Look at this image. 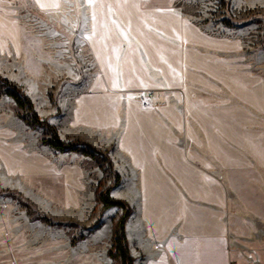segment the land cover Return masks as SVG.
Wrapping results in <instances>:
<instances>
[{"label":"crops","instance_id":"1","mask_svg":"<svg viewBox=\"0 0 264 264\" xmlns=\"http://www.w3.org/2000/svg\"><path fill=\"white\" fill-rule=\"evenodd\" d=\"M32 1L45 14L78 8ZM81 8L92 74L57 131L83 144L30 148L3 128L0 168L78 209L94 198L84 150L96 149L112 163L111 196L132 209L134 264H264V76L244 66L242 39L212 34L178 0ZM21 47L17 0H0V52Z\"/></svg>","mask_w":264,"mask_h":264},{"label":"rangeland","instance_id":"2","mask_svg":"<svg viewBox=\"0 0 264 264\" xmlns=\"http://www.w3.org/2000/svg\"><path fill=\"white\" fill-rule=\"evenodd\" d=\"M74 1L78 8L60 16L17 0L22 47L0 52V129H13L30 148L51 144V132L9 91L16 87L27 96L38 119L57 131L92 74L86 16L82 0ZM178 8L212 34L241 38L244 66L264 76V0H178ZM84 152L98 182L94 198L78 209H65L0 168V264H121L110 253L123 209L104 207L98 198L117 183L112 163L104 152Z\"/></svg>","mask_w":264,"mask_h":264},{"label":"trees","instance_id":"3","mask_svg":"<svg viewBox=\"0 0 264 264\" xmlns=\"http://www.w3.org/2000/svg\"><path fill=\"white\" fill-rule=\"evenodd\" d=\"M13 91H9V95L16 101L19 107L26 106L32 115L35 123L46 126L51 132V144L59 149H73L78 144H83L80 141L64 142L58 136L55 127L47 124L44 121H40L34 111V107L30 99L22 94L16 87H13ZM111 189L108 188L98 195L99 200L104 207L119 206L123 209L122 215L119 217L114 228V241L113 250H111L112 256L118 257L121 260V264H134L133 256L130 253L127 237H126V223L131 215V208L127 202L120 199H113L110 197Z\"/></svg>","mask_w":264,"mask_h":264},{"label":"built area","instance_id":"4","mask_svg":"<svg viewBox=\"0 0 264 264\" xmlns=\"http://www.w3.org/2000/svg\"><path fill=\"white\" fill-rule=\"evenodd\" d=\"M150 96H151V94H149V95H143V96H142L143 106H144V107L149 106L148 99H149ZM158 248H159V246H158ZM235 264H236V263H235Z\"/></svg>","mask_w":264,"mask_h":264}]
</instances>
